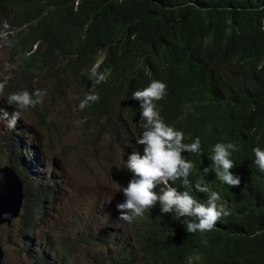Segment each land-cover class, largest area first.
<instances>
[{"label":"trees","instance_id":"16d2710c","mask_svg":"<svg viewBox=\"0 0 264 264\" xmlns=\"http://www.w3.org/2000/svg\"><path fill=\"white\" fill-rule=\"evenodd\" d=\"M5 21L9 28L0 38L8 41L14 74L0 81L6 100L38 89L39 78L66 77L78 85L80 101L89 91L98 95L82 112L106 119L128 148L123 154L142 153L135 143L143 130L140 106L131 88L142 69L154 67L170 85L157 103L164 120L192 140L194 120L207 126L189 183L169 184L201 198L194 185L217 179L211 170L202 174L217 142L233 143L232 159L247 166V179L222 201L228 215L199 237L181 222L193 218L161 213L158 202L131 222L119 220L118 189L111 205L104 199L85 211L83 229L71 243L44 241L41 225L65 188L51 166V178L41 171L39 152L22 146L11 128L1 149L24 183L15 245L26 262L75 264L76 246L94 243L104 252H95L91 264H264V172L252 163V148H264V0H0V24ZM66 41L73 42L65 54ZM101 52L104 61L95 67ZM93 67L105 74L98 84L90 78ZM123 179L126 186L131 176Z\"/></svg>","mask_w":264,"mask_h":264},{"label":"rangeland","instance_id":"374dc122","mask_svg":"<svg viewBox=\"0 0 264 264\" xmlns=\"http://www.w3.org/2000/svg\"><path fill=\"white\" fill-rule=\"evenodd\" d=\"M0 38V81L11 77L13 60ZM43 90L41 103L26 110H20L15 127H11L22 146L32 147L39 152L44 163L41 168L51 178L50 166L56 180L62 181L65 192L57 198L50 210L49 218L41 225L40 237L46 241L71 243L82 230L85 211L96 202L118 199L117 190L124 184L123 176L131 174L124 161L128 154L121 135L110 129L106 119L94 118L83 113L77 106L80 95L78 85L68 78H53L51 75L37 79L36 86ZM0 108L9 114V106L0 87ZM7 121L0 120V167L8 164V158L1 149L2 137L11 134ZM128 151V150H127ZM129 152V151H128ZM105 204H110L105 203ZM111 205V204H110ZM20 218V217H19ZM19 218L11 225L0 226V245L4 249V264H30L18 252L15 245L19 233ZM93 243L76 246L75 264H91L95 252H104ZM95 247V248H94Z\"/></svg>","mask_w":264,"mask_h":264},{"label":"clouds","instance_id":"9594fccd","mask_svg":"<svg viewBox=\"0 0 264 264\" xmlns=\"http://www.w3.org/2000/svg\"><path fill=\"white\" fill-rule=\"evenodd\" d=\"M26 4V0H19ZM38 19L42 18L37 16ZM9 28L7 22L0 24V36L4 35L3 30ZM261 30L264 31V21L261 23ZM74 41V40H73ZM73 41L63 43L65 54ZM8 45V41H4ZM104 53L99 54L97 67L103 63ZM95 67L91 70L93 84H98L105 79L103 72H97ZM12 69V65H11ZM61 74V71L57 72ZM120 73V72H118ZM127 85V76L120 73ZM168 81L158 79L157 69L148 67L142 69L136 76L131 90L132 99L139 102L140 121L138 124L143 129L139 137L135 139L136 145H141L142 153L133 149L124 161L126 170L131 174V179L126 186L121 185L119 192L123 194L122 202L116 204L118 219L131 222L135 217L143 215L146 209H150L155 204H159L161 213H172L178 217L193 218L184 219L183 223L186 231L195 234L212 230L218 221H222L228 215V204L223 200L229 197L240 188L247 179V166L241 165L239 160L232 159V152L236 150L233 143H215L208 154L212 164L202 169V174L206 175L211 170L217 178L208 186L205 181H197L194 185L195 191L199 192V197L194 198L192 189L178 191L169 181L182 182L187 185L189 177L193 172L194 163L191 160L193 155L199 154L201 143L205 145L203 135L207 130L206 124L201 120L197 121L195 128V138L192 140L185 132L168 124L158 107L166 95ZM183 88V85H177ZM2 92L4 84L0 82ZM183 90V89H182ZM43 90L34 89L31 93L27 90L15 92L7 97V104L13 107L9 114L0 108V120L7 121L8 127H15L20 110L35 107L41 103ZM98 95L89 91L79 102L78 108L84 109L90 102H96ZM253 165L261 172H264V148L259 146L252 148ZM7 166V165H6ZM158 185H164L159 191H154ZM7 217L8 214L4 213ZM201 264V261H199Z\"/></svg>","mask_w":264,"mask_h":264},{"label":"water","instance_id":"95a60500","mask_svg":"<svg viewBox=\"0 0 264 264\" xmlns=\"http://www.w3.org/2000/svg\"><path fill=\"white\" fill-rule=\"evenodd\" d=\"M24 183L10 165L0 167V226L11 225L20 217L24 204ZM4 213L8 216L5 217ZM0 264H4V249L0 245Z\"/></svg>","mask_w":264,"mask_h":264},{"label":"bare ground","instance_id":"6f19581e","mask_svg":"<svg viewBox=\"0 0 264 264\" xmlns=\"http://www.w3.org/2000/svg\"><path fill=\"white\" fill-rule=\"evenodd\" d=\"M1 40H2L1 42L4 43L2 38H1ZM4 45H5V43H4ZM7 46H8V45H7ZM30 78H31V77H30ZM19 174H20V173H19ZM124 186H125V185H124ZM119 242H120V241H119Z\"/></svg>","mask_w":264,"mask_h":264}]
</instances>
